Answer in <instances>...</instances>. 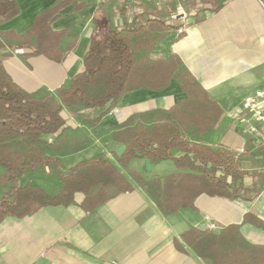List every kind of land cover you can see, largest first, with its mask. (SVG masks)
Wrapping results in <instances>:
<instances>
[{
  "label": "crops",
  "instance_id": "obj_1",
  "mask_svg": "<svg viewBox=\"0 0 264 264\" xmlns=\"http://www.w3.org/2000/svg\"><path fill=\"white\" fill-rule=\"evenodd\" d=\"M12 1L19 10L9 19L0 18V58L13 81L30 94L54 92L82 71L98 20L104 23L108 18L110 26L124 28L157 13L168 23L180 25L167 31L148 59L168 60L177 55L220 105V120L200 140L239 155L244 185L253 198L202 194L193 207L164 213L131 173L149 182L180 171L171 160L133 158L127 167L117 165L132 191L92 211L82 207L84 194L76 192L69 205L4 218L0 222V264H210L197 257L181 236L191 228L219 232L229 225H238L250 244L264 245V226L244 221L249 214L264 222V146L247 139L236 112L245 97L264 87V0H64L65 6L49 22L52 31L64 32L58 43L64 54L61 61L30 55L31 50L13 37L26 34L36 17L60 0ZM6 33L7 38L2 35ZM185 98L176 79L162 91L126 92L95 126L77 128V122L68 121L65 131L50 137V154L64 170L97 155L116 164L115 157L124 149L113 140L119 125L134 116L168 110ZM30 182L47 192L61 187L55 173L37 171ZM211 223L216 227L212 229Z\"/></svg>",
  "mask_w": 264,
  "mask_h": 264
},
{
  "label": "trees",
  "instance_id": "obj_2",
  "mask_svg": "<svg viewBox=\"0 0 264 264\" xmlns=\"http://www.w3.org/2000/svg\"><path fill=\"white\" fill-rule=\"evenodd\" d=\"M65 4L60 0L36 17L26 34L13 36L22 41L20 46L31 50L30 55L63 59L58 43L64 32L52 31L49 22ZM18 10L14 1L0 0L2 20L15 16ZM176 27L180 25L168 23L157 13L124 28L110 26L108 18L104 23L98 20L83 57L82 71L54 92H26L9 76L0 58V222L7 216L25 217L46 206L69 205L76 192L84 194L82 207L92 211L116 195L132 191L117 165L127 167L133 158L171 160L180 171L149 182L131 173L136 182L146 186L164 213L193 207L202 194L253 198L244 185L245 171L239 155L200 140L220 120V105L177 55L168 60L148 59L156 43ZM2 35L9 37L7 33ZM172 79L178 81L186 98L168 110L134 116L119 125L113 140L124 149L115 157L116 164L97 155L64 170L59 159L50 154V137L67 129L68 115L95 126L126 92L162 91ZM111 99L112 105L106 108ZM37 171L55 173L61 187L47 192L31 183ZM244 221L264 226L249 214ZM181 238L197 257L210 264H264V245L250 244L238 225L226 226L219 232L191 228ZM175 245L183 249L179 242L175 241Z\"/></svg>",
  "mask_w": 264,
  "mask_h": 264
},
{
  "label": "built area",
  "instance_id": "obj_3",
  "mask_svg": "<svg viewBox=\"0 0 264 264\" xmlns=\"http://www.w3.org/2000/svg\"><path fill=\"white\" fill-rule=\"evenodd\" d=\"M236 112L239 122L245 128L247 139L250 142H259L264 146V87L245 97ZM239 151L243 152V147ZM210 227L213 229L216 226L211 223Z\"/></svg>",
  "mask_w": 264,
  "mask_h": 264
},
{
  "label": "rangeland",
  "instance_id": "obj_4",
  "mask_svg": "<svg viewBox=\"0 0 264 264\" xmlns=\"http://www.w3.org/2000/svg\"><path fill=\"white\" fill-rule=\"evenodd\" d=\"M79 117H80V116H79ZM71 118H72V119H71ZM78 119H79V118H78ZM78 119H77V120H78ZM71 120L77 122V123H76L77 128H78V127H81L82 125L87 126L85 123L81 122V117H80V119L77 121V120L75 119L74 116L68 115V121L71 122ZM73 121H72V122H73ZM88 126H89V125H88Z\"/></svg>",
  "mask_w": 264,
  "mask_h": 264
},
{
  "label": "water",
  "instance_id": "obj_5",
  "mask_svg": "<svg viewBox=\"0 0 264 264\" xmlns=\"http://www.w3.org/2000/svg\"><path fill=\"white\" fill-rule=\"evenodd\" d=\"M113 103V99L109 100L107 103H106V108H109Z\"/></svg>",
  "mask_w": 264,
  "mask_h": 264
}]
</instances>
